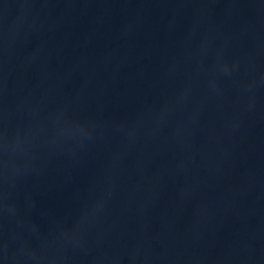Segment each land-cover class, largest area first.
<instances>
[{
    "label": "water",
    "instance_id": "water-1",
    "mask_svg": "<svg viewBox=\"0 0 264 264\" xmlns=\"http://www.w3.org/2000/svg\"><path fill=\"white\" fill-rule=\"evenodd\" d=\"M0 264H264V0H0Z\"/></svg>",
    "mask_w": 264,
    "mask_h": 264
}]
</instances>
